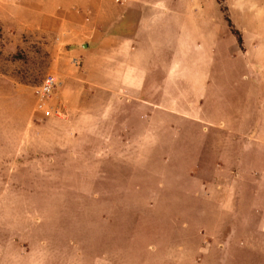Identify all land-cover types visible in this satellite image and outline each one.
I'll list each match as a JSON object with an SVG mask.
<instances>
[{
	"label": "rangeland",
	"instance_id": "374dc122",
	"mask_svg": "<svg viewBox=\"0 0 264 264\" xmlns=\"http://www.w3.org/2000/svg\"><path fill=\"white\" fill-rule=\"evenodd\" d=\"M222 13L228 19L227 8ZM6 16L0 6V115L21 127L29 102V113L47 119L33 95L47 72L43 47ZM231 32L247 43L258 38L255 53L264 55V27ZM230 43H218L211 84L193 100L199 120L134 102L124 108L120 129L137 157L119 156L118 145L95 163L91 154L107 148L88 141L82 164L65 158L0 174V209L14 217L0 228L11 223L27 234L42 264H264V68L257 79L231 71ZM11 195L15 204L3 205Z\"/></svg>",
	"mask_w": 264,
	"mask_h": 264
},
{
	"label": "crops",
	"instance_id": "0c3cea01",
	"mask_svg": "<svg viewBox=\"0 0 264 264\" xmlns=\"http://www.w3.org/2000/svg\"><path fill=\"white\" fill-rule=\"evenodd\" d=\"M224 2L229 20L216 0H0L12 26L33 34L30 43L43 47L44 71L60 82L49 105L64 113L43 119L28 112L29 102L21 127L0 115V174L16 165L18 172L29 174L35 164L56 165L65 158L82 164L91 155L99 163L114 155L118 145L119 156L137 157L127 127L120 129L124 108L132 102L167 116L199 120L193 100L199 102L211 84L212 66L220 62L212 54L223 39L231 40L226 48L230 70L239 67L257 79L264 68V55L255 53L258 38L247 43L242 35L243 49L231 27L263 28L264 0ZM147 119L145 132L152 123ZM26 125H31L30 133L22 141L18 134ZM88 141L105 143L107 149L84 154ZM14 200L11 195L3 205H14ZM13 218L0 209V227ZM8 223L9 229L0 228V264H42L43 252Z\"/></svg>",
	"mask_w": 264,
	"mask_h": 264
},
{
	"label": "built area",
	"instance_id": "2783aa9c",
	"mask_svg": "<svg viewBox=\"0 0 264 264\" xmlns=\"http://www.w3.org/2000/svg\"><path fill=\"white\" fill-rule=\"evenodd\" d=\"M74 67H79L80 62L77 59L71 61ZM60 82L58 78L51 74L47 73L40 84L34 88L33 94L35 98L34 110L40 113L43 117L49 118L52 116L61 117L62 111H54L49 105V100L54 93V91L59 87Z\"/></svg>",
	"mask_w": 264,
	"mask_h": 264
},
{
	"label": "trees",
	"instance_id": "16d2710c",
	"mask_svg": "<svg viewBox=\"0 0 264 264\" xmlns=\"http://www.w3.org/2000/svg\"><path fill=\"white\" fill-rule=\"evenodd\" d=\"M216 3L219 5L220 10H221L222 12H226V6H225V4H224V0H216ZM236 36H237V38H238V42H241V39H240V37L238 36V33H236Z\"/></svg>",
	"mask_w": 264,
	"mask_h": 264
}]
</instances>
